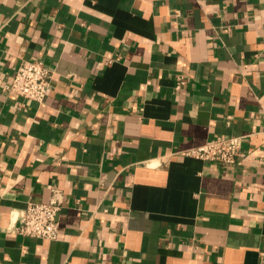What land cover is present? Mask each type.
<instances>
[{
    "label": "crops",
    "instance_id": "crops-1",
    "mask_svg": "<svg viewBox=\"0 0 264 264\" xmlns=\"http://www.w3.org/2000/svg\"><path fill=\"white\" fill-rule=\"evenodd\" d=\"M22 58L43 102L4 90ZM0 60V264H264V0H0ZM52 188L57 239L6 230Z\"/></svg>",
    "mask_w": 264,
    "mask_h": 264
},
{
    "label": "built area",
    "instance_id": "built-area-1",
    "mask_svg": "<svg viewBox=\"0 0 264 264\" xmlns=\"http://www.w3.org/2000/svg\"><path fill=\"white\" fill-rule=\"evenodd\" d=\"M52 79V71L41 59L22 58L11 82L4 85V90L43 102L50 90ZM186 83V77L179 75L176 89ZM243 139L244 135L218 136L205 144L185 149L183 154L222 166L239 165L245 157ZM62 205L59 190L52 188L48 202H29L24 209L12 211L6 230L28 238L57 239L60 233L59 216Z\"/></svg>",
    "mask_w": 264,
    "mask_h": 264
}]
</instances>
